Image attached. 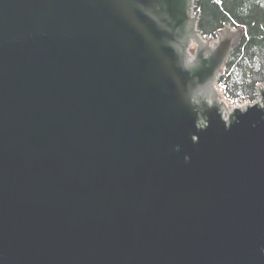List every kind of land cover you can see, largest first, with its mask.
<instances>
[{"label":"water","instance_id":"1","mask_svg":"<svg viewBox=\"0 0 264 264\" xmlns=\"http://www.w3.org/2000/svg\"><path fill=\"white\" fill-rule=\"evenodd\" d=\"M194 2L0 0V264H264V89L223 118Z\"/></svg>","mask_w":264,"mask_h":264},{"label":"trees","instance_id":"2","mask_svg":"<svg viewBox=\"0 0 264 264\" xmlns=\"http://www.w3.org/2000/svg\"><path fill=\"white\" fill-rule=\"evenodd\" d=\"M194 12L204 39L215 40L227 27L242 32L217 85L231 104L254 99L264 85V0H195Z\"/></svg>","mask_w":264,"mask_h":264},{"label":"built area","instance_id":"3","mask_svg":"<svg viewBox=\"0 0 264 264\" xmlns=\"http://www.w3.org/2000/svg\"><path fill=\"white\" fill-rule=\"evenodd\" d=\"M216 89L218 90L219 92V95H221V97L223 98V95H222V87L216 85ZM259 89H264V85L263 84H260L258 85V94L257 96L254 98V99H250V98H244L242 101L236 103V104H232V105H229L226 101L224 100H221V102H223L225 104V106H227V110H224L223 112V118H228V115H229V112L231 110V108L233 107H238L240 109H245V107L249 106V105H252L253 103L255 102H258L261 100V95L259 93Z\"/></svg>","mask_w":264,"mask_h":264},{"label":"rangeland","instance_id":"4","mask_svg":"<svg viewBox=\"0 0 264 264\" xmlns=\"http://www.w3.org/2000/svg\"><path fill=\"white\" fill-rule=\"evenodd\" d=\"M193 14H195V12H193ZM226 29H228V27L226 28ZM229 29H231V28H229ZM224 30V29H223ZM232 31L233 30H235V29H231ZM235 31H237V30H235ZM222 31H220V33H221ZM219 33V34H220ZM211 41V44H214V41H217V38L215 39V40H210ZM212 46V45H211ZM217 85V84H216ZM257 88H258V86H257ZM258 94V93H257ZM222 95H223V90H222ZM219 98H220V100H224V97L222 98L221 97V95H219ZM224 101H226L229 105H232L231 103H229L227 100H224Z\"/></svg>","mask_w":264,"mask_h":264}]
</instances>
